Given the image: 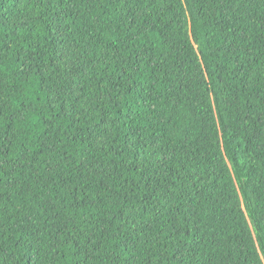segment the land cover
<instances>
[{"label":"trees","instance_id":"obj_1","mask_svg":"<svg viewBox=\"0 0 264 264\" xmlns=\"http://www.w3.org/2000/svg\"><path fill=\"white\" fill-rule=\"evenodd\" d=\"M0 264H264V0H0Z\"/></svg>","mask_w":264,"mask_h":264}]
</instances>
